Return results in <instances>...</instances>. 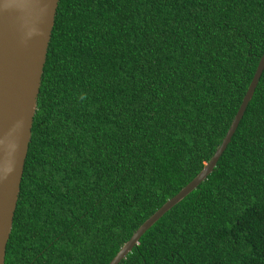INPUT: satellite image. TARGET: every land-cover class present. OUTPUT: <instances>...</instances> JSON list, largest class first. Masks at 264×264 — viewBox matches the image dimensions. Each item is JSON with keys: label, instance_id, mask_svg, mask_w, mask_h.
Wrapping results in <instances>:
<instances>
[{"label": "trees", "instance_id": "16d2710c", "mask_svg": "<svg viewBox=\"0 0 264 264\" xmlns=\"http://www.w3.org/2000/svg\"><path fill=\"white\" fill-rule=\"evenodd\" d=\"M263 53L264 0H59L5 264H109L212 158ZM119 264H264V70Z\"/></svg>", "mask_w": 264, "mask_h": 264}, {"label": "water", "instance_id": "95a60500", "mask_svg": "<svg viewBox=\"0 0 264 264\" xmlns=\"http://www.w3.org/2000/svg\"><path fill=\"white\" fill-rule=\"evenodd\" d=\"M59 0H0V264L20 192L33 118ZM264 70V53L228 131L201 172L149 217L109 264H119L141 236L193 192L214 170L252 99Z\"/></svg>", "mask_w": 264, "mask_h": 264}]
</instances>
